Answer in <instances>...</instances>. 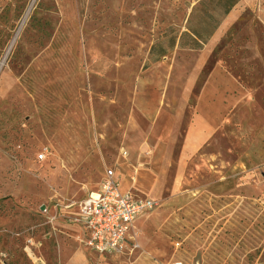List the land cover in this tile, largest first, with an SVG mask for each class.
<instances>
[{"label":"rangeland","instance_id":"obj_1","mask_svg":"<svg viewBox=\"0 0 264 264\" xmlns=\"http://www.w3.org/2000/svg\"><path fill=\"white\" fill-rule=\"evenodd\" d=\"M199 8L197 0H0V264H57L58 217L72 222L94 264H264V126L191 203L157 202L134 244L112 259L84 246L67 209L108 170L122 190L144 196L152 187L164 155L137 149L156 138L137 100L174 113L204 74L190 98L203 112L189 133L199 145L231 106L264 87V0H238L213 19L219 25L200 50L177 45L149 63L165 30L188 32Z\"/></svg>","mask_w":264,"mask_h":264},{"label":"crops","instance_id":"obj_2","mask_svg":"<svg viewBox=\"0 0 264 264\" xmlns=\"http://www.w3.org/2000/svg\"><path fill=\"white\" fill-rule=\"evenodd\" d=\"M214 61L208 59L205 65L210 66ZM204 84L205 75L201 74L189 88L191 97L192 93H199ZM263 93L264 87L251 95V98H254L251 103L247 101L249 98L247 97L231 106L221 124L199 145L189 141L196 113L203 115L202 111L197 110L194 98L190 99L189 96L183 105L177 106L174 113L167 111L165 115L160 110V102L137 100V108L139 107L138 110L144 119L149 121L151 133L156 131V138L154 134H148L147 140L144 139L137 149L141 152L151 150L155 155L161 152L164 156L159 161L155 181L150 190L146 191V195L142 196L131 189L142 198L154 203L163 201L170 208H181L191 203L201 189L221 178L224 171L236 163L252 146L254 138L264 126ZM256 100L260 101V105L256 104ZM255 104L257 107L253 106ZM184 154H187L186 159L183 157ZM183 159L184 169L179 174V166ZM74 214L76 216V211ZM143 215L134 223L135 238L138 221ZM60 219L57 218V264H94L93 256L82 252L75 242L71 231L72 222L62 223ZM80 229L83 236L81 224ZM42 253L41 260H45L48 253Z\"/></svg>","mask_w":264,"mask_h":264},{"label":"built area","instance_id":"obj_3","mask_svg":"<svg viewBox=\"0 0 264 264\" xmlns=\"http://www.w3.org/2000/svg\"><path fill=\"white\" fill-rule=\"evenodd\" d=\"M155 205L132 189L122 190L114 172L108 170L94 192L67 209L76 211L84 246L99 257L112 259L134 244V223Z\"/></svg>","mask_w":264,"mask_h":264},{"label":"trees","instance_id":"obj_4","mask_svg":"<svg viewBox=\"0 0 264 264\" xmlns=\"http://www.w3.org/2000/svg\"><path fill=\"white\" fill-rule=\"evenodd\" d=\"M200 10L195 11V22L189 25L188 32L179 33L173 28H167L161 39L153 44L149 50V63L156 64L164 58L168 52L179 45L181 49L200 50L203 45L212 37L218 27L219 21H211L215 18L226 17L238 0H197ZM204 13V20L201 21L196 14ZM180 42V43H178ZM148 65L143 67L146 70Z\"/></svg>","mask_w":264,"mask_h":264}]
</instances>
